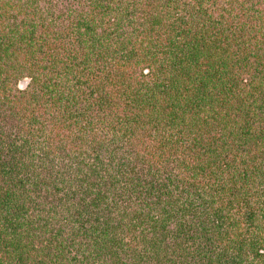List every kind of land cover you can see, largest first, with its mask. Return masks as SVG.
I'll return each instance as SVG.
<instances>
[{
    "label": "trees",
    "instance_id": "1",
    "mask_svg": "<svg viewBox=\"0 0 264 264\" xmlns=\"http://www.w3.org/2000/svg\"><path fill=\"white\" fill-rule=\"evenodd\" d=\"M0 264H264V0H0Z\"/></svg>",
    "mask_w": 264,
    "mask_h": 264
},
{
    "label": "rangeland",
    "instance_id": "2",
    "mask_svg": "<svg viewBox=\"0 0 264 264\" xmlns=\"http://www.w3.org/2000/svg\"><path fill=\"white\" fill-rule=\"evenodd\" d=\"M26 79H23V80H21L19 83H18V86H23L25 83H26Z\"/></svg>",
    "mask_w": 264,
    "mask_h": 264
}]
</instances>
